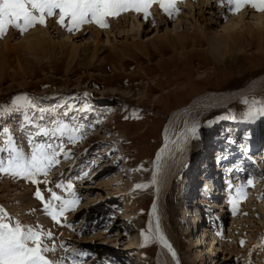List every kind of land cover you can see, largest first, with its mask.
Instances as JSON below:
<instances>
[{"label": "rangeland", "instance_id": "374dc122", "mask_svg": "<svg viewBox=\"0 0 264 264\" xmlns=\"http://www.w3.org/2000/svg\"><path fill=\"white\" fill-rule=\"evenodd\" d=\"M200 1L162 0V8L161 0H154L148 5L152 11H148L145 17L138 15L136 10L128 9L116 15H107L104 18L107 27H100L94 21L86 22L71 33L57 22V14L46 17V26L37 23L23 34L8 26L6 34L0 38L1 147L6 146L9 138L2 131L7 129L16 147L30 155L32 145L29 138L34 135L35 128L26 124L25 112L29 117L36 118L33 124L52 126V121L59 120L70 128L79 126L83 133V137H78L75 143L69 142L67 136L62 138L65 151L70 150L73 156L71 159L59 156L60 163L53 165L47 176L38 178L41 181L47 180V184L37 185L0 173V208L14 220L18 219L22 225H39L52 233V225L59 227L61 233L68 231L66 238L69 241L61 238L65 233H59L57 237L53 234V238L46 239L45 243L51 247L58 242L65 245L63 249H66L71 248L69 243L73 242L78 247L87 249L79 252V249L74 248L75 252L87 255L68 256L72 261L76 258V264L77 260H82L85 264H160L163 251L154 230L149 227L152 216L157 220L158 234L171 246L172 253H175L174 264H220L222 257H231L224 246L233 253L231 260L225 264H263L259 256L264 254V169L259 164H252L249 172L242 176L240 173L236 176V172L234 176L231 175L228 180L235 181H231L225 188L226 194L220 195L215 201L216 208H210L215 219L210 223L209 230L214 229L220 236L216 246L220 251L215 250L218 255L211 249L213 243L208 238H202L203 226L197 233L194 229L189 232L190 235L185 234L190 230V223H179V209H182L183 214H186L185 210L190 212L184 202L178 199L177 192L182 191L179 188L184 181L187 192L196 188L188 181L194 176L198 184L199 174L190 172L187 178L182 173L194 160L198 146L201 143L208 145L205 142L209 139V133L216 135L224 130L220 123H225L223 126L228 133L239 129L242 147L254 133L253 122L264 123L262 116L250 119L247 115L249 109L254 110L264 104V90L259 94L248 93L241 97L237 94L239 98L235 96L231 101L212 106L210 112L197 121L195 126L193 142L197 146L193 148L194 152L189 153L192 146L188 147L185 161L189 159L179 168L177 176L167 184L160 203L155 195L152 175L157 164L154 160L159 145H162L163 126L168 114L187 105L201 93L233 91L264 74V25H258L261 30L257 31V27L253 25L255 20L248 18L246 21L250 22L249 27L233 29L239 36H232L224 51L219 50L217 55V52L212 54L207 40L213 39L214 34L226 24V20L231 16H238L239 12L245 10V6L249 14H258L264 10L251 6L252 3L257 4L259 9H264V3L261 0H237L239 7L236 13L233 11L231 14L228 11L218 12L224 3L228 4V0H215L217 8L214 3L213 8L215 6V11L218 9V17H221L219 20H210L208 14L205 18L203 14L196 18L184 8L187 4H193L199 7L197 12H207L208 9H203ZM125 16L130 19L137 16L138 22L147 26H153L154 21L157 23L160 18L165 19L166 24L161 27V31L168 25L188 24L189 29L184 30L186 36L181 37L183 47L175 49L164 40L140 51L120 46L121 41L125 40L118 34H113L117 30L113 24ZM68 23L66 18L65 24ZM36 30L41 31L30 35ZM93 30L103 33L109 31L110 40H114V45L122 48L123 54L105 46V49L103 46L97 48L95 54L92 46L83 47L81 51L72 49L73 43L78 45L91 37ZM46 31L51 32L50 35H45ZM150 34V31L142 33L140 41L143 42ZM64 37H76L79 41H60ZM107 38L106 35L102 36L103 45L108 43ZM132 39L135 37L131 35L130 40ZM130 42L124 44L130 45ZM18 95L29 97L44 112L38 114L35 110L13 105L12 100ZM65 105L74 109L68 116L64 115L68 111ZM84 108L88 110L84 111ZM39 115L44 116L42 121L39 120ZM11 117H14L13 120ZM226 117L231 120L228 121ZM35 139L37 143L62 142L59 137ZM90 152L92 158L99 160L98 166L93 170L96 174L78 180L72 178L76 182H70L68 175H72L71 168L66 169V165H71ZM0 155L7 159L6 152ZM250 179L254 180L252 186L248 185ZM69 182L73 185L74 196L79 198V203L71 214L65 213L63 217H58L59 223L53 222L45 213L42 201L34 193L39 187L47 200L50 195L47 189L51 188L65 199H73L63 189L56 188L58 183ZM5 184L9 186V190H3ZM137 185L141 187L137 188ZM239 188L243 189L246 197L237 196ZM167 204L172 206L171 225L163 215V208ZM194 211L191 214L195 216ZM196 234L205 242L199 249L193 248L196 239H199ZM241 241L245 242L243 246ZM190 248L192 249L189 250ZM56 251L55 248L49 255L51 253L53 258Z\"/></svg>", "mask_w": 264, "mask_h": 264}, {"label": "snow or ice", "instance_id": "6c2138e0", "mask_svg": "<svg viewBox=\"0 0 264 264\" xmlns=\"http://www.w3.org/2000/svg\"><path fill=\"white\" fill-rule=\"evenodd\" d=\"M154 0H0V38L6 34V28L12 26L23 34L28 28L35 26L37 23L46 26V17L59 15L57 21L62 27L71 33L78 30L79 26L86 22H95L100 27H107L105 17L109 14L116 15L124 10L132 9L136 11L146 10L150 3ZM251 2V0H248ZM264 3V0H261ZM229 5H236L237 0H228ZM253 7L258 5L252 3ZM161 7L164 4L161 0ZM58 10V12H57ZM166 11L168 9H165ZM234 10V9H233ZM178 11V10H177ZM171 15V12H169ZM145 16L147 12L145 11ZM69 21L66 25L65 20ZM91 18V20H89ZM13 105H18L29 110H35L41 114L44 109L38 108L36 103L25 95H18L12 100ZM65 107H68L65 105ZM74 109L68 107V111L64 112L68 116ZM87 111L88 108H84ZM247 115L249 118L256 116L264 117V104L256 109H249ZM25 122L28 125H33L35 128L34 135L29 138V143L32 145L30 155H26L22 149H19L11 139L9 130H2L9 138L6 141L5 147H0V153H7V159L0 156V173L10 175L12 178H21L28 180L33 184L49 183L47 180H39L40 176H47L48 171L53 165L60 163L59 156L64 159H71L73 153L65 151L62 138L67 136L69 142H77L78 137L82 138L83 133L79 126L70 128L68 124L62 123L59 120L52 121V126H44L40 123L33 124L35 117H29L28 113H24ZM44 116L39 115V120H43ZM194 132L195 129H192ZM36 137H59L62 142L54 144L52 142L37 143ZM87 173H85V176ZM253 182L248 181V185L252 186ZM140 188V185L136 186ZM57 189H63L73 199H65L64 196L58 195L56 191L49 188V198L45 200L43 193L39 187L34 193V196L41 200L44 205V211L51 217L53 222L59 223L58 217H63L65 212L74 210V207L79 203V198L74 196L75 190L69 182L67 184H56ZM237 196L246 197V193L242 188L237 189ZM236 208L233 206V212ZM53 233L45 231L41 226H25L16 219L14 220L6 211L0 208V264H64V259L50 260L46 257V253L54 252L55 245L49 247L45 240H51ZM165 246L171 250V246L160 237ZM245 242L241 241V246ZM65 247V245H61ZM74 257L87 255L85 253L73 252ZM175 255V253H173ZM75 264V259L73 260Z\"/></svg>", "mask_w": 264, "mask_h": 264}, {"label": "bare ground", "instance_id": "6f19581e", "mask_svg": "<svg viewBox=\"0 0 264 264\" xmlns=\"http://www.w3.org/2000/svg\"><path fill=\"white\" fill-rule=\"evenodd\" d=\"M200 2H201L200 5L203 9L204 8L206 10L208 9L207 12H204V11L197 12L199 10V7H197V5H193V4H187L184 6V8H186L191 15L194 14V16L196 18L199 16H202V14L204 15V18L206 17L207 14L210 15V17H211L210 20H216V19L221 17V15H220V17H218L219 16L218 15L219 13H217L218 9L215 11V6H217V3L215 0H201ZM213 3L216 4L214 6V8H213V5H214ZM220 6L221 5H218V7H220ZM238 7H239V5L238 6H236V5L230 6L228 3L227 5L221 6L220 9L218 10V12L222 11L224 13H227V11H228L229 13L231 12V14H232V12L234 11V13H236L235 9H237ZM246 8L247 7L245 6V8H244L245 10L239 12L238 16L235 15V17L231 16L230 18H228L226 20L227 21L226 24L224 26H222V29L218 30L217 32L215 31L216 34H214L213 39H207L208 43H209V47L213 51L212 54H214V52L215 53L217 52L215 54V55H217L219 53V50L223 52L226 45H227L226 43L228 42V40H230V38L232 36H237V37L239 36L236 33H234L235 31H233V29L241 27V26L249 27L250 22L246 21L248 18L255 20L253 25H255L257 27V29L259 28L258 25H264V11H262L261 13L259 12L258 14H249L248 13L249 11ZM154 9H156V8L154 7ZM145 11L148 12L147 9L143 10L142 13H140V14L138 11V15H142V16L144 15V17H145ZM169 12L170 11H168L167 13H169ZM223 15H225V14H222V16ZM137 16H135L136 18H132V19L125 16L113 24L114 27L116 26L115 28L117 29L115 31L116 33L114 32L113 34H118V36L123 37L125 40V42L121 41L120 46L123 47L125 45V47H133L136 50L140 51V49L150 48L151 46L158 44V43H161V41L164 40V42H166L167 44H170V45L172 44L173 48H175V49L178 48L179 46L183 47L182 43H181V37L186 36L184 30L189 29L188 24L187 25H184V24L181 25V24L176 23L175 26H174V24L168 25V26H166V28L164 30L161 31V27L166 24L165 19H161L159 17L160 19L158 20L157 23H155V21H154L153 26H147L145 24L139 23L137 20ZM140 18H141V16H140ZM198 20H199V18H198ZM213 22L215 23V21H213ZM41 30H36L34 32H31L30 35H33L36 32H39ZM259 30H261V29H258L257 31H259ZM148 31H150L151 34L147 38H145V40H143V42L140 41V39H139L140 35L144 32H148ZM50 33L51 32L46 31L44 34L50 35ZM91 33H92L91 37L87 38L85 41H82L78 45L73 43L72 49L75 51L76 50L79 51L83 47L92 46L93 47L92 51L94 52L93 54H95L97 48H99L100 46H103V47L105 46L106 48H111V50L117 51L118 53L123 54L122 48H120L119 46H115L114 40H112V41L110 40V38H109L110 32L109 31H105L103 33L101 31L93 30ZM103 35L108 36V38L106 39L108 41V43H104V45L102 43V36ZM131 35L134 36L135 39L130 40ZM60 41H62V42H67V41L77 42L79 40L76 37H64ZM128 42H130L129 43L130 45L124 44V43H128ZM4 43L7 46V44H6L7 42L5 41ZM193 43H196V42L193 41ZM5 45H4V47H5ZM105 47H104V49H105ZM263 90H264V74H262V75L258 76L257 78L251 80L244 87L239 88V89L237 88L233 91L229 90V91H224V92L223 91H221V92L217 91V92L201 93V94L197 95L196 97H194L191 100V102H189L187 105L182 106L176 110H172L168 114L166 121L164 123V126H163L162 145L157 150V152H156L157 154H156L155 160H154V163L157 164V167H156L155 173L152 175L154 183H155V187H156L155 188V195H157L156 199L159 203L161 202L165 188H167L166 187L167 184L173 178H175L174 176L176 175V173H179V168H181V166L184 165L185 159H186L185 153H186V151H188V147L192 146V148L189 150V153H192V152H194L193 148L197 146V144L195 146L194 145L195 143L193 142V140H194L193 136H194L195 131L194 132L192 131V129H195L197 121L202 120L204 115L207 114L208 112H210L209 109L214 105H218L221 103L231 101V99L233 100V98L235 96L238 97V95H243V94L246 95L248 93H258V92L261 93V91H263ZM257 124H258V122L254 121L252 125H255V127H257ZM208 142L209 141H207L205 143L208 144ZM198 156H201V155L198 154ZM196 158H198V157H196ZM97 166H95L93 168V170H95V168ZM248 168H250V166H248ZM243 169L244 168H242V171H243ZM93 170L90 173H92V172H94V173L90 174V176H92V175L94 176L96 174L95 171H93ZM71 172H72V170H71ZM77 174L78 173H75L74 179L78 178ZM230 177H231V175L229 176V178ZM83 178H85V177H83ZM231 181L234 182L235 180L234 181L231 179L227 180V184L231 183ZM3 190H9V186H7V184H5L3 186ZM235 198H238V197L235 196ZM171 208H172V206L169 204H167L163 208L164 218L166 219V221L169 222L170 225L173 222L172 217H171ZM160 210H162V208H160ZM185 211H186L188 223L191 222L190 221L191 216L194 219H197L199 217L198 214L197 215L195 214V216H194V215H192L193 213L191 214V212L188 213L187 210H185ZM71 212H72V210L67 211L65 213L69 215V214H71ZM194 212H196V211H194ZM214 219H215V217H213V215H212V217L210 216V219L208 220L209 222L207 221L206 224H202V226H203L202 231H204L202 234L203 236L208 233V229H209L208 225L210 223L212 224ZM95 221H97V219H95ZM99 221H97V222H99ZM179 221H180V219H179ZM149 227L151 230H154V233L156 234V239L158 240V242L162 248V251H163V255H161L162 257L161 258L159 257L160 258V264H174L173 253L171 250L165 249L166 248V246L164 245L165 243L163 244V242L160 239L161 236L158 234L157 220L153 216L149 220ZM197 228H198V226H197ZM197 228H196V230H197ZM52 230L54 232L53 234L56 237H57V234L61 233V232H59L60 230H59V227L57 228V226L55 227L52 225ZM191 230H194L192 225H190V230L186 231L185 234L187 235ZM196 230H195V232L197 233L198 230L197 231ZM64 233H65V235L61 236V238L64 241H69V239L66 238V236H68L66 234L69 232L68 231L62 232L61 234H64ZM190 233H189V235H190ZM193 233H194V231H193ZM86 241H88V240H86ZM202 243L205 244L204 239L200 240V236H199V239L197 238L195 243L193 244L194 245L193 248L199 249L201 247L200 245ZM212 243H213V241H212ZM69 244H70L71 248L69 247V248L63 249L58 242L54 243L55 248L57 250L56 251L57 254H55L54 257L52 258L51 257L52 254L50 253V255H49V253H48L47 258L50 260H54V261L64 259V264H73V261L71 259H69L68 256L70 254H73V252L76 250L74 248L79 249V252H81L82 250H87V249H83V247L80 248L76 244H73V242H70ZM212 246L213 247H211V249H213L212 251H214L213 252L214 254H216V251H220L216 247L217 243L214 245L212 244ZM135 248H132V249L130 248V249L133 250ZM191 249L192 248H190L189 250H191ZM219 249H220V246H219ZM224 250L228 251L227 253H229V255L231 257H230V259L226 258V257H224V258L222 257L223 260H222V262L221 261L219 262L220 264L221 263L225 264L226 261L231 260V258L233 257V255H231L233 253H231V251L228 247L224 246ZM157 255H158V252H157ZM216 255H218V254H216ZM259 258H261V262L264 264V254L262 255V257L259 256ZM82 262H83L82 260H77V264H85V262L84 263H82ZM75 264H76V262H75Z\"/></svg>", "mask_w": 264, "mask_h": 264}]
</instances>
